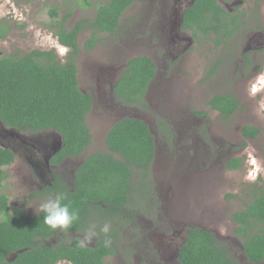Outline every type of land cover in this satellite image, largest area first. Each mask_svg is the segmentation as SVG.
Segmentation results:
<instances>
[{
    "label": "flooded vegetation",
    "instance_id": "1",
    "mask_svg": "<svg viewBox=\"0 0 264 264\" xmlns=\"http://www.w3.org/2000/svg\"><path fill=\"white\" fill-rule=\"evenodd\" d=\"M145 1L149 3L147 9H145V12H149V16L143 15V18L147 20V31L153 35L150 38L152 43H147L146 47L143 48L144 43L142 41V33L135 30L132 34L139 35L135 37L136 42H134V48L139 51L144 49L145 51L150 52L152 56L146 57L150 58L155 66L154 77L150 82L147 93L144 97V102L147 103L145 109H149L151 104L154 103L153 105L155 106L152 112H147L145 109L136 106H124L116 99V96L113 93L114 87L116 81L120 78L122 71L127 67L125 64L124 67L122 69L120 68L121 70L119 69V72L115 74L116 76L111 69L101 70L100 78H95V94L94 92H90V70H88L89 75L86 78L88 91L83 93L91 94L93 104L92 109L87 116L92 113L95 103H97L96 99L103 100L107 104L109 110L108 114L101 113L105 119L103 121L102 118H100L102 124L97 128V132L100 131V133H102L103 128L106 125H109L107 131H104L105 134L102 138V150L90 152L88 154L86 153L87 148L92 144V135H94L90 133V130V144L83 151L76 153L74 150H66L64 148L65 144L63 142V137L54 130L18 132L4 127L0 122V148L5 150L11 157L7 164L1 165L2 180L0 181V198L5 200L6 208H0V232H6V236L3 240H6L8 246L9 243L12 242H15L17 245H20L21 243L24 245L32 244V247L27 246L23 249L9 251V253L3 258L6 262L10 264L14 263L18 256L24 251L31 250V252H34L37 249L55 248L62 244L71 246V242L73 241L78 244L79 239L92 226H95L98 236L86 248L94 249L98 243H104L105 235L100 232V229L105 223H108L111 226L108 237L112 240V244L108 248L112 252L103 258L104 264H131L129 263V257L133 258L132 264H180L178 260V252L186 242L188 230L190 229H198L212 233L218 241L225 243L228 248H230L231 245L236 244L235 246H237V249L240 251L239 257H241L242 261L239 260L240 258H238V260L236 257L234 258L239 261V264H264V262H247L243 254L242 241L237 237L224 241L217 234V231L214 232V230L206 228L189 226L188 223L194 220L190 218V214L187 216V213H183L182 211H187V205L185 202L189 201V199L194 201L199 194H190L192 180H199L200 176L204 177V175L198 174L199 176H197L196 173H191L192 167H194L195 163L199 161L198 156L192 161H189L190 158L186 159L188 157L182 158L180 162L178 159L173 161L168 159L167 156L162 159V161L157 160L158 148L163 146L162 150L168 153H173L175 145L173 139L170 140V136H181L186 130L183 125L180 127L177 126L176 128L172 123H169V121L163 122L162 119L168 117L169 114L168 111L164 110V104L168 99V95L165 94V91L169 85V79L173 77L174 73L179 71L178 69L180 65H183L185 56L189 53L194 41L197 40L193 36L192 30L185 26L186 11L193 9L195 0ZM247 1L248 0H218V4L230 15L219 18L212 16L211 19L214 22L239 24V28L227 39L238 34V32L241 31V28L244 29L247 25V20L259 19V16L252 10L251 11L254 15H252V17L247 15L249 8L241 10L242 7L247 8ZM136 3H143V1L134 0L130 7ZM255 4L256 2H254V5ZM130 7L128 9H130ZM128 9L123 11L122 15ZM95 10L90 20L93 19ZM140 20L142 22V17ZM118 23L120 24V19ZM148 24H150V26H148ZM121 29L122 26L120 25L118 31L120 32ZM193 29H196L195 26H193ZM93 32V29H91V35L89 38H91ZM116 32H114L113 35H115ZM222 32L223 31H219L218 34L210 33L206 35L198 33V36H211L217 39ZM100 33V31H97V36ZM103 34L113 36L106 32ZM251 43L259 45L258 49H262L261 53H263L264 57V30L250 36L249 45ZM93 48L94 47L91 49ZM248 49L252 48L245 45V50ZM167 56L169 58H167ZM127 60H130V58L126 59V61ZM255 60L256 58H250L243 52L239 59L234 63V72H236L238 66H240V72L243 77L245 71L251 70ZM218 63L219 62L216 61L215 65ZM220 63L221 64L219 65L223 70L228 71L231 66L230 61ZM259 68L260 65H256L253 70H259ZM160 71L162 73H160ZM250 77L251 76H247L246 80H249ZM150 93L152 96L149 99L148 95ZM215 95L230 94L216 93L212 95V97ZM234 99L238 101V109L239 100L237 97H234ZM209 109L210 111H215L210 107ZM194 112H202V115H196ZM153 116H156L159 120L157 125L154 124L157 134L160 136L159 140L154 136L150 128V124L154 121L151 118ZM189 116L193 118V121H202L201 119L205 118V112L191 110L189 111ZM125 118L141 121L147 126L148 131L153 136L155 152L148 171L150 177L149 185L152 187L155 198V202L152 203L153 211L150 217L151 219H146V217L142 215V210L130 208V202L133 198L143 200L147 195V192H144L142 188L144 185V180L141 174L142 170L136 171L133 166H130V169L133 172L130 182L133 186L131 187V192L127 195L128 198L126 204L124 203L121 207L111 210L109 208V210H107L106 206L100 204V202H85V205L87 206L85 211H79V220L73 224L72 228L67 233H62L60 230H50V232L45 231L42 233L43 228H45L42 222L43 218L38 221L34 220V218L44 215L39 211V204L50 194L56 192H66L68 194V200H70L71 203H75V200L78 199V195L80 194L78 192L81 175L79 172L88 156L102 153L114 159L121 160L117 154L112 153L109 150L106 143V137L112 126ZM187 118L188 117H186V120ZM160 119L161 124H159ZM159 125L162 128H159ZM163 126L167 127L169 133L163 131ZM253 127L257 128L256 126ZM242 137L247 141L251 140L244 136ZM184 148L186 147H183L182 153L185 151L187 154L188 152L184 150ZM231 158L237 157L224 155L222 152L219 153L217 160L220 159V165L217 169L221 170L226 168L227 161ZM217 160L215 163L218 162ZM173 162L174 165H177L176 168L178 173L176 175H174L175 173L173 172V169L172 175L170 171L167 172L171 169L170 165ZM201 163L202 167H204L205 162ZM186 165H189V167ZM210 177L211 175L209 178ZM212 177L211 180L213 182L217 177ZM156 180L160 181L157 182ZM212 182L209 183L211 184ZM201 184L202 183L199 182V186ZM93 204H99L100 208L96 209L92 207ZM126 207H128L129 212ZM160 211H162V213H160ZM95 212L98 214L97 217L94 216ZM140 212L142 213L141 215ZM128 213L129 215L127 216ZM16 216L31 219V224L33 226L30 227L31 224H26L21 227L17 224L7 228L4 225L6 224V221L13 220V222L16 223ZM201 217L203 218L205 215L195 216L196 220H201ZM212 218H216L215 212ZM213 220L215 221V219ZM209 221L210 220L206 222ZM142 222L145 223L142 224ZM121 244L123 246L120 248ZM55 264H57V262Z\"/></svg>",
    "mask_w": 264,
    "mask_h": 264
},
{
    "label": "rangeland",
    "instance_id": "2",
    "mask_svg": "<svg viewBox=\"0 0 264 264\" xmlns=\"http://www.w3.org/2000/svg\"><path fill=\"white\" fill-rule=\"evenodd\" d=\"M106 1L0 0V29L4 26L7 28L4 38L0 39V57L12 54L21 56L33 50H54L63 62L69 49L67 48V52H62V47L54 35L55 28L52 24L59 23L71 29L81 20H90L96 6ZM142 1L143 3L134 4L121 16L122 29L120 32L117 31L113 36L98 34V43L91 50L83 48V44L91 35V29L83 23V29L77 38L79 50L75 57L79 89L82 92L88 91L86 79L89 75L88 70H90V92L95 94V78H100L101 70L111 69L115 75L127 63L126 59L152 56L144 49L139 51L134 48L135 37L139 36L132 34L135 30L142 33L143 48L147 43H152L150 38L153 35L147 31V20L143 18V15L149 16V12H145L149 3ZM254 2H256L255 5ZM246 5L247 8L242 7L241 10L249 8L247 15L252 17L255 13L259 16L258 20H247L244 29L241 28L238 34L223 41L220 46L214 45V37L198 36L185 56L183 65H180L179 71L169 79V85L165 91L168 99L164 104V110L169 114L162 121H169L176 128L183 125L186 130L181 136H170V140L173 139L175 145L173 153L162 150L163 146H161L158 148L157 158L158 161H162L167 156L170 160L178 159L180 162L184 157L192 161L198 156L199 161L192 167L191 173H196L197 176L198 174L204 175V177L200 176L199 180H192L190 194H199L195 202L192 199L185 202L187 211L182 212L187 213V216L190 214V218L194 220L188 223L189 226L217 231L224 241L236 237L234 234L236 223L232 220L233 213L242 210L256 192L264 191V57L261 53L262 49H258V44L249 45L250 36L264 30V0H248ZM51 8L57 9V16L54 19L49 13ZM245 45L252 49L245 50ZM243 52L256 60L251 70L245 71L242 77L240 66L234 72V63ZM216 61L219 63L215 65ZM228 61L231 62V66L228 71L223 70L219 65L220 62ZM256 65H260L259 70H253ZM247 76H251L249 80H246ZM151 93L148 95L149 99L152 96ZM216 93H226L238 98L239 107L230 118L223 119L218 111H210L207 101ZM96 102L92 113L86 116L85 120L90 133L94 134L92 144L87 148V154L102 150L104 131H107L109 127L106 125L102 133L97 132V128L102 124L100 118L103 121L105 119L101 113L108 114L109 110L103 100L96 99ZM153 104L145 111L152 112L155 106ZM191 110L204 111L205 118L201 119L202 121H193V118L189 116ZM186 117H188L187 120ZM151 118L154 121L150 124V128L159 140L160 136L154 126L159 120L156 116ZM159 124H161V119ZM247 125L256 126L259 129L257 137L250 141L242 137V128ZM163 131L169 133L165 126H163ZM183 147H186L184 150L188 152L187 154L185 151L182 153ZM221 152L224 155L240 158L241 167L236 170L217 169L220 165V159L217 160V157ZM216 160L218 162L215 163ZM201 162H205L204 167ZM170 166L171 169L167 172L170 171L172 175L173 169L176 175L177 165L173 162ZM186 166L189 167V165ZM212 176L217 177L213 182ZM199 182L202 183L200 186ZM149 189L143 200L133 198L130 202V208L142 210L143 214L140 212V215L142 214L148 220L151 219L152 203L155 202L152 187ZM126 209L128 211V207ZM214 212L216 218H212ZM196 215H205V217L196 220ZM94 216H98L97 212ZM208 220L210 221L206 222ZM260 227L264 229V225ZM235 245H231L229 250L233 257L237 260L240 258L239 260L242 261L239 257L240 251ZM122 246L121 244L120 248ZM132 259L129 257L131 264Z\"/></svg>",
    "mask_w": 264,
    "mask_h": 264
},
{
    "label": "trees",
    "instance_id": "3",
    "mask_svg": "<svg viewBox=\"0 0 264 264\" xmlns=\"http://www.w3.org/2000/svg\"><path fill=\"white\" fill-rule=\"evenodd\" d=\"M133 2L134 0H107L96 7L92 20H81L71 29L59 23L52 24L58 44L69 49L63 62L54 50H33L21 56L12 54L0 57V122L3 126L18 132L54 130L63 137L66 150H74L76 153L83 151L91 142L85 120L92 109L93 99L91 94L79 89L75 62L79 50L77 36L83 29V23L93 29L91 38L83 44L84 49L90 50L98 43L97 31L112 35L118 31V21L123 11ZM49 13L54 19L57 9L51 8ZM226 15L230 14L222 9L218 0H195L193 9L186 11L185 26L192 30L196 39L198 33L206 35L223 31L218 36L220 38L214 40V45L220 46L239 28V24L214 22L211 19L212 16L219 18ZM6 31L5 26L0 29V39L4 38ZM126 66L116 81L113 93L122 105L145 109L147 103L144 102V97L154 77L155 66L146 56L131 58ZM207 105L218 111L223 119H228L237 109L238 101L231 95H215L208 100ZM159 128L162 127L159 125ZM258 133L259 129L253 126L242 128V136L251 140ZM106 143L109 150L121 160L102 153L85 159L79 172L80 194L75 203H71L73 208L81 212L87 207L85 202H100L107 210L126 204L127 195L133 186L130 182L133 175L130 166L136 171L142 170L143 191L150 190L148 171L155 148L153 136L147 126L135 119H122L112 126ZM10 158L0 148V181L1 165L7 164ZM241 165L240 158H231L227 161L226 168L236 170ZM5 206V200L0 198V208H6ZM92 207L100 208L99 204H93ZM41 218L43 215L34 220ZM15 220L16 223L10 220L4 225L7 228L17 224L23 227L32 223L31 219L20 216H16ZM232 220L236 223L234 234L242 241L247 262H264V229L260 227L264 225V191L256 192L242 210L233 213ZM43 226L45 228L42 233L50 232L51 229ZM5 236L6 232H0V264H10L3 259L9 251L32 247V244L17 245L15 242L8 246L6 240H3ZM77 245L73 241L71 246L62 244L55 248L37 249L33 253L31 250L24 251L12 264H55L59 259L70 260L71 264H104L103 258L112 252L104 243H98L94 249L80 248ZM178 260L180 264H239L225 243L218 241L212 233L198 229L188 230L186 242L178 252Z\"/></svg>",
    "mask_w": 264,
    "mask_h": 264
},
{
    "label": "clouds",
    "instance_id": "4",
    "mask_svg": "<svg viewBox=\"0 0 264 264\" xmlns=\"http://www.w3.org/2000/svg\"><path fill=\"white\" fill-rule=\"evenodd\" d=\"M62 52H67V48L62 47ZM39 211L43 215V223L49 229L55 231L60 230L62 233H67L73 224L79 220V210L72 207L71 201L68 200L66 192H56L50 194L39 204ZM110 224L105 223L100 229V232L105 235L104 246L109 247L112 240L108 237L110 232ZM98 236L95 226L90 227L86 233L79 239L78 247L86 248ZM57 264H71L70 260L60 259Z\"/></svg>",
    "mask_w": 264,
    "mask_h": 264
}]
</instances>
